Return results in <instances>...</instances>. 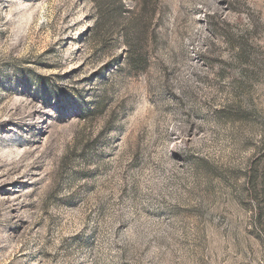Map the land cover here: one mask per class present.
Wrapping results in <instances>:
<instances>
[{"label": "rangeland", "instance_id": "rangeland-1", "mask_svg": "<svg viewBox=\"0 0 264 264\" xmlns=\"http://www.w3.org/2000/svg\"><path fill=\"white\" fill-rule=\"evenodd\" d=\"M157 10L0 0V264H264V0Z\"/></svg>", "mask_w": 264, "mask_h": 264}, {"label": "trees", "instance_id": "trees-1", "mask_svg": "<svg viewBox=\"0 0 264 264\" xmlns=\"http://www.w3.org/2000/svg\"><path fill=\"white\" fill-rule=\"evenodd\" d=\"M128 1L129 8L126 7L124 0H95L99 17L98 27L105 37H110L108 35L110 30L119 35L126 46L127 67L132 72L142 73L148 63L146 43L143 40L148 35L154 38L152 27L158 12L159 0ZM91 112L94 115L95 111Z\"/></svg>", "mask_w": 264, "mask_h": 264}]
</instances>
